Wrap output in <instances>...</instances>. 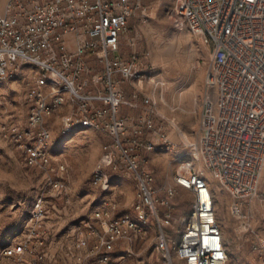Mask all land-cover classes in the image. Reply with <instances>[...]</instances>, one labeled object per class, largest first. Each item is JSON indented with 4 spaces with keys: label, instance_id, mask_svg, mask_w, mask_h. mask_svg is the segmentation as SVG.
I'll return each mask as SVG.
<instances>
[{
    "label": "built area",
    "instance_id": "2783aa9c",
    "mask_svg": "<svg viewBox=\"0 0 264 264\" xmlns=\"http://www.w3.org/2000/svg\"><path fill=\"white\" fill-rule=\"evenodd\" d=\"M147 1L8 0L0 12V82L14 79L27 65L40 75L26 96L25 126L3 125L1 134L22 152L26 166L48 171L49 119L58 111L69 108L60 118L63 134L81 127L110 139L91 183L108 192L112 173L124 174L135 182L136 194L129 211L111 204L78 224L74 248L87 251L88 264L140 258L149 242L153 254L168 264H174L173 256L183 264H229L230 242L205 169L232 198V214L242 217L258 197L264 174V0L175 1L173 26L189 30L210 52L206 85L216 99L206 96L200 137L185 142L192 160L178 167L172 186L161 189L155 186L150 155L175 145L168 128L159 126L155 99L143 90L146 80L155 88L160 81L151 75L147 53L135 49L124 58L121 52L135 47L136 39L126 35L132 20L148 17ZM58 170L61 176L66 172L64 165ZM47 188L55 198L66 191L62 177L49 178ZM178 188L193 195L188 219L176 216ZM47 199L39 196L28 233L3 251L4 258L39 264L47 257ZM178 223L184 228L175 241ZM254 249L263 259L264 242Z\"/></svg>",
    "mask_w": 264,
    "mask_h": 264
},
{
    "label": "rangeland",
    "instance_id": "374dc122",
    "mask_svg": "<svg viewBox=\"0 0 264 264\" xmlns=\"http://www.w3.org/2000/svg\"><path fill=\"white\" fill-rule=\"evenodd\" d=\"M175 1L148 0V17L132 20L126 35L127 40L136 39L135 47L124 46L121 51L124 58H129L135 49L147 53L153 68L151 75L160 81L155 88L150 80H146L143 89L155 99L154 110L159 115V126L168 128L169 138L175 145L171 150H157L150 155L156 172L155 186L159 189L172 186L178 167L192 160V150L185 142L194 143L200 137L206 96L209 94L216 99L215 90H208L206 85L210 52L189 30L179 31L173 26L171 10ZM7 2L0 0L1 14H4ZM69 47H74L72 40ZM38 75L40 70L27 65L14 79L0 82V264H15L4 258L3 251L26 236L34 204L43 194L48 197L49 211L44 222L47 257L39 264H88L87 251L74 248L78 224L80 227L83 220L111 204L120 212L129 211L134 200L129 198V186L135 187V182L114 172L110 191L92 185L93 171L102 155V147L110 139L100 132L81 127L63 134L60 118L69 108L58 111L49 119L52 171L25 165L22 152L3 137L1 127L26 124V96ZM127 91L130 92L131 88ZM129 113L136 115L139 110H129ZM60 165L66 168L63 176L58 175ZM196 165L202 168L201 164ZM59 177H62L66 191L62 198H55L47 188V180ZM205 177L214 194L225 239L230 242L229 264H264V258L261 259L254 249L264 242V179L258 197L248 203L243 216L238 217L230 210L232 198L213 174L205 169ZM177 192L176 216L188 219L193 195L181 188ZM183 228V223L173 228L175 241H179L178 232ZM150 243L144 247L137 244L136 247H141L144 253L140 258H128L123 264H148L149 260L168 264L162 255L153 254ZM173 259L174 264H183L174 256Z\"/></svg>",
    "mask_w": 264,
    "mask_h": 264
},
{
    "label": "crops",
    "instance_id": "0c3cea01",
    "mask_svg": "<svg viewBox=\"0 0 264 264\" xmlns=\"http://www.w3.org/2000/svg\"><path fill=\"white\" fill-rule=\"evenodd\" d=\"M25 126V125H24ZM264 179V174H263V178H262V180ZM129 188H130V194H129V198H133L134 199V196H135V194H136V185H135V187H132L131 185L129 186Z\"/></svg>",
    "mask_w": 264,
    "mask_h": 264
},
{
    "label": "bare ground",
    "instance_id": "6f19581e",
    "mask_svg": "<svg viewBox=\"0 0 264 264\" xmlns=\"http://www.w3.org/2000/svg\"><path fill=\"white\" fill-rule=\"evenodd\" d=\"M179 132H180V130H179ZM184 141H186V140H184ZM188 142H191V141H188Z\"/></svg>",
    "mask_w": 264,
    "mask_h": 264
}]
</instances>
